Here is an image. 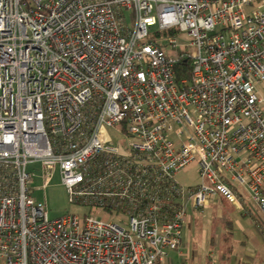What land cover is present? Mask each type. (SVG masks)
<instances>
[{"label":"built area","instance_id":"obj_1","mask_svg":"<svg viewBox=\"0 0 264 264\" xmlns=\"http://www.w3.org/2000/svg\"><path fill=\"white\" fill-rule=\"evenodd\" d=\"M260 81L264 0H0V264H162L194 160V208L243 186L264 214ZM35 160L88 214L48 217Z\"/></svg>","mask_w":264,"mask_h":264},{"label":"rangeland","instance_id":"obj_2","mask_svg":"<svg viewBox=\"0 0 264 264\" xmlns=\"http://www.w3.org/2000/svg\"><path fill=\"white\" fill-rule=\"evenodd\" d=\"M253 7H245L250 12ZM184 42L189 39L182 36ZM258 93L264 98V81L257 84ZM264 107V101L261 103ZM107 133L114 141H131V137H122L118 126L106 128ZM26 172L30 178L26 187L28 193L44 204L50 219L62 217L65 214H77L83 218L90 207L70 199L68 189L62 183L58 165L54 169H45L40 160L28 162ZM178 182L184 188V204H186V225L181 232L182 242L173 250H166L167 255L161 259L162 264H221L219 245H224L226 229L218 226L215 213L220 206L213 204L212 197L206 199L200 208H194L188 201L189 186L200 184L199 165L197 160L179 170L176 175ZM254 204V202H252ZM91 212L100 219H118L115 212L104 211L103 208L92 207ZM214 221V223H213ZM264 221V219H263ZM217 223V226H214Z\"/></svg>","mask_w":264,"mask_h":264},{"label":"crops","instance_id":"obj_3","mask_svg":"<svg viewBox=\"0 0 264 264\" xmlns=\"http://www.w3.org/2000/svg\"><path fill=\"white\" fill-rule=\"evenodd\" d=\"M260 97L264 101L261 95ZM233 188L240 198V203L230 202L220 194L212 196L213 204L220 206L215 213L218 226H222V230L229 231L228 240L224 243L229 244L228 255L226 259H220V262L221 264H264V214L255 203H252L246 188L243 186H233ZM214 226H217V223ZM219 247L221 255L222 245L220 244Z\"/></svg>","mask_w":264,"mask_h":264},{"label":"trees","instance_id":"obj_4","mask_svg":"<svg viewBox=\"0 0 264 264\" xmlns=\"http://www.w3.org/2000/svg\"><path fill=\"white\" fill-rule=\"evenodd\" d=\"M175 73H176V78L179 80L182 77L188 78L190 76V62L186 59L181 60L175 67ZM227 200V199H226ZM229 231H226V235H224V241L228 240L227 234ZM182 241V238H181ZM228 242L224 245H222V253L220 255V259H226L227 258V253L229 250V244Z\"/></svg>","mask_w":264,"mask_h":264}]
</instances>
